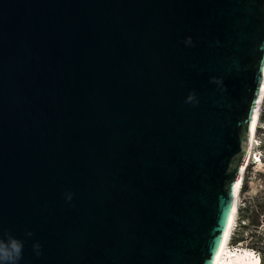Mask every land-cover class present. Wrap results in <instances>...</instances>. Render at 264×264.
Returning <instances> with one entry per match:
<instances>
[{
    "label": "water",
    "instance_id": "obj_1",
    "mask_svg": "<svg viewBox=\"0 0 264 264\" xmlns=\"http://www.w3.org/2000/svg\"><path fill=\"white\" fill-rule=\"evenodd\" d=\"M262 45L264 0H0V239L23 242L18 264H215Z\"/></svg>",
    "mask_w": 264,
    "mask_h": 264
},
{
    "label": "rangeland",
    "instance_id": "obj_2",
    "mask_svg": "<svg viewBox=\"0 0 264 264\" xmlns=\"http://www.w3.org/2000/svg\"><path fill=\"white\" fill-rule=\"evenodd\" d=\"M261 117L251 164L245 173L233 243L244 241V246L259 247L264 259V111Z\"/></svg>",
    "mask_w": 264,
    "mask_h": 264
},
{
    "label": "bare ground",
    "instance_id": "obj_3",
    "mask_svg": "<svg viewBox=\"0 0 264 264\" xmlns=\"http://www.w3.org/2000/svg\"><path fill=\"white\" fill-rule=\"evenodd\" d=\"M264 111V84H263V93L260 95L259 104L256 110L255 118L251 127L250 141L247 148L246 155V164H242L239 175L235 181L233 188L234 204L232 216L229 223V232L225 234L223 245L220 249L219 256L216 259L215 264H258V258H254L253 252L250 250L245 251H232L230 249V241L232 239L233 232L235 230V225L237 221V216L240 211V202H241V191L245 180V173L247 168H249V163L252 160L253 153V142L256 136V133L259 128L261 115ZM257 159V158H256ZM260 161V160H259ZM237 184L239 187H237Z\"/></svg>",
    "mask_w": 264,
    "mask_h": 264
},
{
    "label": "clouds",
    "instance_id": "obj_4",
    "mask_svg": "<svg viewBox=\"0 0 264 264\" xmlns=\"http://www.w3.org/2000/svg\"><path fill=\"white\" fill-rule=\"evenodd\" d=\"M187 44L191 43V38L186 41ZM264 48V45L261 46ZM188 102L194 100V94H190L187 98ZM71 194H69L68 199L71 200ZM32 235V233H28ZM39 254L40 245L37 243L34 245ZM23 254V242L17 240L16 238L9 237L8 241L0 239V264H18V261L22 258Z\"/></svg>",
    "mask_w": 264,
    "mask_h": 264
},
{
    "label": "built area",
    "instance_id": "obj_5",
    "mask_svg": "<svg viewBox=\"0 0 264 264\" xmlns=\"http://www.w3.org/2000/svg\"><path fill=\"white\" fill-rule=\"evenodd\" d=\"M250 164H249V166H250ZM257 232L259 233V230ZM234 237H235V234L232 235V239H231L230 244H229L230 249L232 251L240 252V251L250 250L251 252H253L254 258H258V261H259L258 264H264V259L262 257V249H260L259 247H254V246H249V245L244 246V241H239L234 245V243H233Z\"/></svg>",
    "mask_w": 264,
    "mask_h": 264
},
{
    "label": "snow or ice",
    "instance_id": "obj_6",
    "mask_svg": "<svg viewBox=\"0 0 264 264\" xmlns=\"http://www.w3.org/2000/svg\"><path fill=\"white\" fill-rule=\"evenodd\" d=\"M237 187H239V185L237 184Z\"/></svg>",
    "mask_w": 264,
    "mask_h": 264
}]
</instances>
